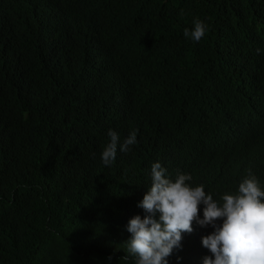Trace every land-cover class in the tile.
I'll use <instances>...</instances> for the list:
<instances>
[{
    "label": "trees",
    "instance_id": "16d2710c",
    "mask_svg": "<svg viewBox=\"0 0 264 264\" xmlns=\"http://www.w3.org/2000/svg\"><path fill=\"white\" fill-rule=\"evenodd\" d=\"M2 1L0 264H135L157 161L217 200L249 168L264 188V0ZM109 129L138 143L105 166ZM193 228L169 264L210 255Z\"/></svg>",
    "mask_w": 264,
    "mask_h": 264
},
{
    "label": "clouds",
    "instance_id": "9594fccd",
    "mask_svg": "<svg viewBox=\"0 0 264 264\" xmlns=\"http://www.w3.org/2000/svg\"><path fill=\"white\" fill-rule=\"evenodd\" d=\"M2 4L0 0V55L8 48L13 34L2 15ZM23 14L17 3L15 19L20 21ZM183 14L181 9L180 15ZM193 24L191 30L185 28L183 35L198 42L208 25L200 19ZM107 134L110 142L101 153L105 166L115 162L118 147L127 153L138 143L136 131L122 143L116 131L109 129ZM246 171L237 191L224 193L217 200L205 191L203 184L193 186L190 174L177 172L172 179L159 161L153 163L151 185L138 203L144 215L131 217L126 225L131 236L125 242L127 255L123 258L131 257L135 264H169L168 257L182 248L183 234L192 233L193 224H197L213 229L201 238L202 246L210 252L203 264H264V188L250 168ZM112 259V255L107 257L108 261Z\"/></svg>",
    "mask_w": 264,
    "mask_h": 264
}]
</instances>
